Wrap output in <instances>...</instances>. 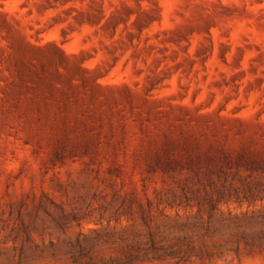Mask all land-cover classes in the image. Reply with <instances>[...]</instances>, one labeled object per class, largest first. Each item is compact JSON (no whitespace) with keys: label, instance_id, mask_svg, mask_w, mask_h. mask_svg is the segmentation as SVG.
<instances>
[{"label":"rangeland","instance_id":"obj_1","mask_svg":"<svg viewBox=\"0 0 264 264\" xmlns=\"http://www.w3.org/2000/svg\"><path fill=\"white\" fill-rule=\"evenodd\" d=\"M0 264H264V0H0Z\"/></svg>","mask_w":264,"mask_h":264}]
</instances>
